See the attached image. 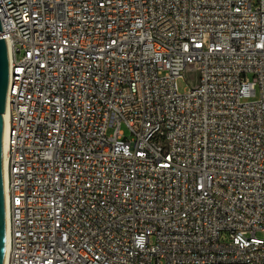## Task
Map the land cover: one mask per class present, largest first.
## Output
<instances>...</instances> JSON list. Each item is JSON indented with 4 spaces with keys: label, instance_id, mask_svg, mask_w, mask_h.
Wrapping results in <instances>:
<instances>
[{
    "label": "built area",
    "instance_id": "1",
    "mask_svg": "<svg viewBox=\"0 0 264 264\" xmlns=\"http://www.w3.org/2000/svg\"><path fill=\"white\" fill-rule=\"evenodd\" d=\"M0 1L5 264H264V0Z\"/></svg>",
    "mask_w": 264,
    "mask_h": 264
},
{
    "label": "water",
    "instance_id": "2",
    "mask_svg": "<svg viewBox=\"0 0 264 264\" xmlns=\"http://www.w3.org/2000/svg\"><path fill=\"white\" fill-rule=\"evenodd\" d=\"M3 14L6 15L0 1ZM8 82V57L5 41L0 26V263L3 243V188H2V164H1V116L5 111L6 90Z\"/></svg>",
    "mask_w": 264,
    "mask_h": 264
},
{
    "label": "bare ground",
    "instance_id": "3",
    "mask_svg": "<svg viewBox=\"0 0 264 264\" xmlns=\"http://www.w3.org/2000/svg\"><path fill=\"white\" fill-rule=\"evenodd\" d=\"M8 140V117L5 110L1 116V164H2V188H3V243L1 252V263H6L9 248L8 230V199L6 192V151Z\"/></svg>",
    "mask_w": 264,
    "mask_h": 264
},
{
    "label": "rangeland",
    "instance_id": "4",
    "mask_svg": "<svg viewBox=\"0 0 264 264\" xmlns=\"http://www.w3.org/2000/svg\"><path fill=\"white\" fill-rule=\"evenodd\" d=\"M194 75L193 74H187L184 78H179L177 80V86H178V90L179 92H184V90L190 85V82L193 80ZM255 99L254 97L250 98ZM122 130L124 131L125 135H128V130L126 129V127L124 125L121 126ZM112 132V130H109L108 133ZM223 238H225L223 236Z\"/></svg>",
    "mask_w": 264,
    "mask_h": 264
}]
</instances>
